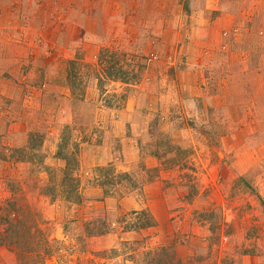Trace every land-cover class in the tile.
Instances as JSON below:
<instances>
[{"label": "rangeland", "instance_id": "374dc122", "mask_svg": "<svg viewBox=\"0 0 264 264\" xmlns=\"http://www.w3.org/2000/svg\"><path fill=\"white\" fill-rule=\"evenodd\" d=\"M58 1L0 0V264H264V0Z\"/></svg>", "mask_w": 264, "mask_h": 264}, {"label": "crops", "instance_id": "0c3cea01", "mask_svg": "<svg viewBox=\"0 0 264 264\" xmlns=\"http://www.w3.org/2000/svg\"><path fill=\"white\" fill-rule=\"evenodd\" d=\"M9 1H10V3L5 4V6H7L8 10H9V14L8 15L10 17L13 16V18H14V16L16 17L18 15L19 4H20L21 0H9ZM162 1H165V5H163V6H171V8H178L177 4L180 1H182V0H72V1L71 0H59L58 2L60 3V6H62L64 8H68L69 7V3H70V6L73 7L74 12L75 13H79L80 16H81L80 18H83V20L79 19V21L81 23L87 22L88 21L87 19L90 18V17H95V19L91 18L90 19L91 21H89L88 23L96 24V28H97V29H95L97 31L96 36H98V32L100 30V31H103L104 33H101V36L99 34V36L103 37V38H108V36H107L108 30L111 27V25H113L115 23L116 24H120V23L121 24H126V23L144 24V23H147V20H148V23H149L150 20L154 17V16H152L151 19H150V17L148 19H146L145 16H139L137 18L136 15H133V14L130 15L129 14V11H130L131 8H133V9L137 8V7L145 8V7L149 6V5H152L153 7H156V6L157 7H162ZM187 1H189V0H186V3H185L186 9L189 8ZM190 1H191V3L194 2L193 0H190ZM202 4H203L202 6H205L206 8L213 7V9L214 8L215 9H221V7L218 5V2L216 0H205V4H204V2H202ZM50 5H51L50 1L44 2L43 5H42V8L50 7ZM192 8H195V7H192ZM125 9H128V14H126V15L124 13ZM82 15L84 17H82ZM123 16H124V18H120V17H123ZM115 17L119 18V20L121 22H117L114 19ZM155 17H158V16H155ZM223 17L224 16H221L220 18H218L217 21L219 22ZM164 18H165L164 16H159L158 19H156V20H158L156 23H158V22L159 23L168 22L169 19L168 18L164 19ZM229 18H230V20L232 22H234L230 15H229ZM153 19H152L151 22H153ZM171 22H174V21H171ZM213 23H216V21H214ZM97 25H99V28H98ZM107 25H110L108 30H107ZM228 27H230V26H227V27L224 26V27H222L223 28L222 30L228 29ZM217 30H218L217 26H214V29L211 30V31L215 32ZM213 36L214 35H209L208 34L207 40H206L207 46H209L210 44L211 45L214 44L213 43ZM219 45H220V43L217 44V48H219ZM213 52L214 51H212V52L204 51V53H203V51H202V53H201V55H202L201 62H203L204 66L212 67V66L216 65V66H219V67L223 68L225 65L223 63H221V62H218L217 64H214V60L216 59V56H217V59H218V57H221V54L223 52H221V50L219 51V53L218 52L217 53H213ZM185 53L188 55L187 56L188 59H190V60L193 59V61L195 60V54L192 56V53L190 54V52L185 51ZM237 57H238V53H236L234 55L233 59H235ZM195 64H198V63H195ZM193 71H195L198 76L200 75L199 67L198 68H194L193 67ZM208 79H209V77H204L203 78V82L204 83H205V81L207 82ZM223 81H225L224 85H226L227 84V80L223 79L221 82L223 83ZM199 87L200 86H198L197 88H199ZM197 91H196V93H197ZM124 153H125V155L129 154L126 151ZM132 154H134V153H132ZM101 155L106 157L109 162H111V161L113 162V161L116 160L114 158V155L110 157L107 152H103ZM133 159H135V158H133ZM131 160L128 159V158H127V160H125V164L126 165H122V167L125 170H128L130 168ZM152 193L161 194L162 195L161 190H159V189H157L156 191H153ZM152 199L153 198L151 197V200ZM144 206L146 207L147 205L144 204ZM154 214H155V216H157L156 213H154Z\"/></svg>", "mask_w": 264, "mask_h": 264}, {"label": "trees", "instance_id": "16d2710c", "mask_svg": "<svg viewBox=\"0 0 264 264\" xmlns=\"http://www.w3.org/2000/svg\"><path fill=\"white\" fill-rule=\"evenodd\" d=\"M70 170H71V169H70V166L67 165V167L65 168L66 174L69 175ZM69 179H70V181L72 180V185L74 186V187H72V188H75V187H77V186L79 185V184L77 183V179H76V177H72V175H69ZM7 203H8V204L11 203V205H12V201H11V200H9ZM11 210H13V209H11Z\"/></svg>", "mask_w": 264, "mask_h": 264}, {"label": "built area", "instance_id": "2783aa9c", "mask_svg": "<svg viewBox=\"0 0 264 264\" xmlns=\"http://www.w3.org/2000/svg\"><path fill=\"white\" fill-rule=\"evenodd\" d=\"M227 34H228V32H227V31H225V32H224V35H227Z\"/></svg>", "mask_w": 264, "mask_h": 264}]
</instances>
